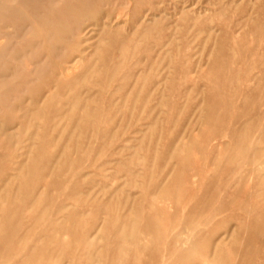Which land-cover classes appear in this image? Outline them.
<instances>
[{
	"label": "rangeland",
	"instance_id": "rangeland-1",
	"mask_svg": "<svg viewBox=\"0 0 264 264\" xmlns=\"http://www.w3.org/2000/svg\"><path fill=\"white\" fill-rule=\"evenodd\" d=\"M0 264H264V0H0Z\"/></svg>",
	"mask_w": 264,
	"mask_h": 264
},
{
	"label": "bare ground",
	"instance_id": "bare-ground-1",
	"mask_svg": "<svg viewBox=\"0 0 264 264\" xmlns=\"http://www.w3.org/2000/svg\"><path fill=\"white\" fill-rule=\"evenodd\" d=\"M50 52V51H49ZM75 68V67H74ZM68 69V68H67Z\"/></svg>",
	"mask_w": 264,
	"mask_h": 264
}]
</instances>
